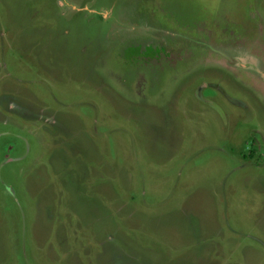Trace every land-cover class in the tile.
Instances as JSON below:
<instances>
[{
    "label": "rangeland",
    "instance_id": "374dc122",
    "mask_svg": "<svg viewBox=\"0 0 264 264\" xmlns=\"http://www.w3.org/2000/svg\"><path fill=\"white\" fill-rule=\"evenodd\" d=\"M0 264H264V0H0Z\"/></svg>",
    "mask_w": 264,
    "mask_h": 264
}]
</instances>
